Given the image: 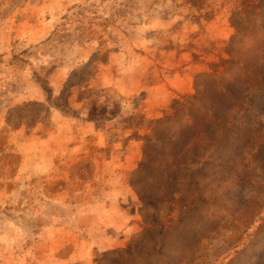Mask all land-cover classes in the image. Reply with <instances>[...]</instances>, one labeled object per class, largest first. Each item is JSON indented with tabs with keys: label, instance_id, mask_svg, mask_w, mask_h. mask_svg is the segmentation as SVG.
I'll list each match as a JSON object with an SVG mask.
<instances>
[{
	"label": "rangeland",
	"instance_id": "rangeland-1",
	"mask_svg": "<svg viewBox=\"0 0 264 264\" xmlns=\"http://www.w3.org/2000/svg\"><path fill=\"white\" fill-rule=\"evenodd\" d=\"M0 264H264V0H0Z\"/></svg>",
	"mask_w": 264,
	"mask_h": 264
}]
</instances>
